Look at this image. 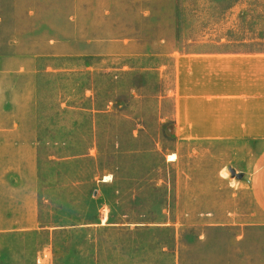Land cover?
<instances>
[{
  "label": "rangeland",
  "instance_id": "374dc122",
  "mask_svg": "<svg viewBox=\"0 0 264 264\" xmlns=\"http://www.w3.org/2000/svg\"><path fill=\"white\" fill-rule=\"evenodd\" d=\"M34 10L37 22L1 21L0 38L33 24L41 51L73 68L43 86L66 144L41 151L39 224L2 235V264H223L233 230L207 223L239 205L228 168H240L241 145L178 139L160 99L178 51H264V0H39ZM63 97L71 112H58Z\"/></svg>",
  "mask_w": 264,
  "mask_h": 264
},
{
  "label": "crops",
  "instance_id": "0c3cea01",
  "mask_svg": "<svg viewBox=\"0 0 264 264\" xmlns=\"http://www.w3.org/2000/svg\"><path fill=\"white\" fill-rule=\"evenodd\" d=\"M37 1L0 0V7H11L9 14L0 12V22L39 21ZM36 28L11 27L0 38V243L6 233L32 230L39 224L41 151L66 144L51 125L54 116L44 101L43 86L47 77L73 68L57 66L53 50L41 51ZM63 56L71 60L83 54ZM172 71V88L160 101L171 102L177 138L241 145V166L234 170L243 177L235 185L239 190L232 192L239 205L227 209L223 220L207 223L233 230V237L223 241L226 248L220 259L223 264H264V51H178ZM65 102V97L59 101V113L71 112V104ZM45 156L47 161L55 158L50 152ZM180 262L176 255L172 264Z\"/></svg>",
  "mask_w": 264,
  "mask_h": 264
},
{
  "label": "water",
  "instance_id": "95a60500",
  "mask_svg": "<svg viewBox=\"0 0 264 264\" xmlns=\"http://www.w3.org/2000/svg\"><path fill=\"white\" fill-rule=\"evenodd\" d=\"M228 171L231 175V177H235L237 179H241L243 177V173L242 172H236L233 168L229 167Z\"/></svg>",
  "mask_w": 264,
  "mask_h": 264
},
{
  "label": "bare ground",
  "instance_id": "6f19581e",
  "mask_svg": "<svg viewBox=\"0 0 264 264\" xmlns=\"http://www.w3.org/2000/svg\"><path fill=\"white\" fill-rule=\"evenodd\" d=\"M169 156H170V157H169L170 159H173V158H174L173 155H169Z\"/></svg>",
  "mask_w": 264,
  "mask_h": 264
},
{
  "label": "trees",
  "instance_id": "16d2710c",
  "mask_svg": "<svg viewBox=\"0 0 264 264\" xmlns=\"http://www.w3.org/2000/svg\"><path fill=\"white\" fill-rule=\"evenodd\" d=\"M114 222V221H113ZM117 222H119V223H125V222H123V221H117Z\"/></svg>",
  "mask_w": 264,
  "mask_h": 264
}]
</instances>
